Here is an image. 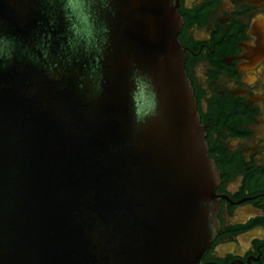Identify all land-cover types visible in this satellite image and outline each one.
<instances>
[{
  "label": "water",
  "instance_id": "1",
  "mask_svg": "<svg viewBox=\"0 0 264 264\" xmlns=\"http://www.w3.org/2000/svg\"><path fill=\"white\" fill-rule=\"evenodd\" d=\"M85 2L91 43L68 0H0V264H201L219 171L182 19L172 0ZM137 68L157 93L143 121Z\"/></svg>",
  "mask_w": 264,
  "mask_h": 264
},
{
  "label": "flooded vegetation",
  "instance_id": "2",
  "mask_svg": "<svg viewBox=\"0 0 264 264\" xmlns=\"http://www.w3.org/2000/svg\"><path fill=\"white\" fill-rule=\"evenodd\" d=\"M208 153L217 231L201 264H264V0H172Z\"/></svg>",
  "mask_w": 264,
  "mask_h": 264
},
{
  "label": "clouds",
  "instance_id": "3",
  "mask_svg": "<svg viewBox=\"0 0 264 264\" xmlns=\"http://www.w3.org/2000/svg\"><path fill=\"white\" fill-rule=\"evenodd\" d=\"M107 6L108 3L105 0V7ZM67 7L72 10L68 18L71 20L72 15H75L78 21V23L72 25L76 34L83 35L91 43L95 34V26L92 20V13L89 10L90 6L86 4L85 0H68ZM104 30L107 31V28L105 27ZM5 56L11 58V52L0 50V60H3ZM139 72L140 70L137 68L133 73V79H135L137 84L134 99L136 102L137 120L143 121L147 116L157 114V93L154 91L151 78L147 74L140 75ZM208 219L209 221L211 219V210L208 211Z\"/></svg>",
  "mask_w": 264,
  "mask_h": 264
}]
</instances>
